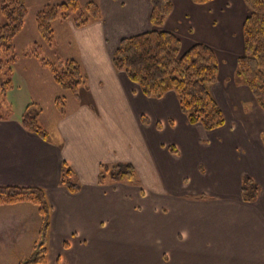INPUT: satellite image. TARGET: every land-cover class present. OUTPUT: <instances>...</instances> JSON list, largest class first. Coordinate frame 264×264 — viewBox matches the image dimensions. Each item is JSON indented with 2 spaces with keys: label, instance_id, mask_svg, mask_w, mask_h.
I'll return each instance as SVG.
<instances>
[{
  "label": "crops",
  "instance_id": "crops-1",
  "mask_svg": "<svg viewBox=\"0 0 264 264\" xmlns=\"http://www.w3.org/2000/svg\"><path fill=\"white\" fill-rule=\"evenodd\" d=\"M78 1L95 3L100 18L79 27L55 21L51 45L38 57L26 55L40 42L34 16L44 5L33 14L30 40L26 17L13 41L9 117H0V187L41 188L50 207L45 264H264V110L235 80L244 2L169 0L161 29L178 37L180 54L204 44L218 62L210 93L225 122L206 130L188 123L175 93L146 97L112 65L122 39L154 29L149 0ZM40 58L79 64L85 80L76 96L52 80ZM30 104L41 108L46 138L21 124ZM118 164L134 168L138 185L99 183L100 167ZM65 168L74 192L60 184ZM245 179L258 187L253 202L242 200ZM39 228L35 206H0L3 252L23 240L33 252Z\"/></svg>",
  "mask_w": 264,
  "mask_h": 264
},
{
  "label": "trees",
  "instance_id": "trees-1",
  "mask_svg": "<svg viewBox=\"0 0 264 264\" xmlns=\"http://www.w3.org/2000/svg\"><path fill=\"white\" fill-rule=\"evenodd\" d=\"M193 4L205 5L214 0H191ZM248 15L242 26L244 41L243 55L236 62L235 80L248 87L257 105L264 110V0H242ZM151 6L150 24L154 28L146 33L124 38L112 57V65L124 72L136 83L142 94L150 98H161L168 92L175 93L179 107L189 124H200L206 130L224 125V117L210 93V86L216 82L218 62L211 48L194 44L180 54V40L174 34L163 31L162 25L172 11L169 0H149ZM28 11L25 0L0 1V117H9L10 107L5 100L6 92L12 86V65L16 62L14 38L21 32ZM100 18L98 6L93 2L80 4L78 0H63L44 5L34 16L40 42L35 43L26 56L38 57V49L50 46L53 40L52 24L55 21L71 19L79 27ZM48 70L52 80L65 92L76 96L84 84V75L75 60L53 63L39 59ZM63 112L64 100L55 99ZM41 108L35 104L26 107L21 116L22 126L46 138L39 124ZM100 184L109 182L135 181L134 168L130 164L102 165L98 174ZM60 184L70 192L78 185L72 182V172L65 168ZM258 187L249 179L241 186L244 202H253ZM27 203L35 206L40 218L38 240L28 259L19 264H45L47 247L46 234L49 226L50 207L44 191L35 187H0V206Z\"/></svg>",
  "mask_w": 264,
  "mask_h": 264
},
{
  "label": "rangeland",
  "instance_id": "rangeland-1",
  "mask_svg": "<svg viewBox=\"0 0 264 264\" xmlns=\"http://www.w3.org/2000/svg\"><path fill=\"white\" fill-rule=\"evenodd\" d=\"M44 1L45 0H26L28 16H27V21H26V29L23 34H26L28 40L33 39V36L36 35L35 29H32L33 28V25H32L33 14L37 10V7H42L38 5H44V3H46ZM23 34L18 39V43H17L18 47L24 46V44L20 43V40ZM72 182H73V179H72ZM131 184L138 185V182L135 181ZM31 247H32V244H30L28 241L26 242L25 240H23L20 246H17L14 248L11 247V249H9L8 254L7 252H3L2 249H0V264H17L20 261H24L25 259H28L30 255L32 254L31 253L32 251L29 252Z\"/></svg>",
  "mask_w": 264,
  "mask_h": 264
}]
</instances>
